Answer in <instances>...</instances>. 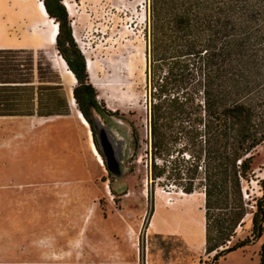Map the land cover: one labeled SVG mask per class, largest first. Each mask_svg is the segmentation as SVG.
I'll return each mask as SVG.
<instances>
[{"label":"rangeland","instance_id":"374dc122","mask_svg":"<svg viewBox=\"0 0 264 264\" xmlns=\"http://www.w3.org/2000/svg\"><path fill=\"white\" fill-rule=\"evenodd\" d=\"M61 2L72 38L92 66L88 80L106 110L98 118L108 142L121 151L123 175H112L99 160L90 125L69 96L68 114L0 117V264H261L264 236L252 239L251 213L233 242L251 241L216 261L215 252H206L202 192L187 197L174 182L148 176L146 66L143 71L136 66L133 77L120 79L115 73L132 56H146V0ZM27 6L35 11L34 0ZM35 13L32 21L40 19ZM48 49L15 53L16 62L24 72L32 58L52 65L49 55L58 47ZM53 67L45 80H65ZM32 79L39 82L37 72ZM133 125L142 138L139 144ZM253 167L243 189L255 210L253 198L263 195L258 180L264 174V144L255 152ZM153 216L155 228L150 227Z\"/></svg>","mask_w":264,"mask_h":264},{"label":"trees","instance_id":"16d2710c","mask_svg":"<svg viewBox=\"0 0 264 264\" xmlns=\"http://www.w3.org/2000/svg\"><path fill=\"white\" fill-rule=\"evenodd\" d=\"M145 3L148 176L166 178L187 193H204L206 252H215L217 261L251 241L233 242L248 214L252 239L264 236V177L258 180L263 195L253 198L255 210L243 189L256 170L255 152L264 144V0ZM44 4L59 22L57 47L78 80L74 96L105 162L89 110L102 116L106 110L88 80L65 6L61 0ZM22 51L0 49V116L68 114L62 81L45 80L54 73L53 63L32 58L24 72L15 58ZM132 136L139 144L136 125ZM260 255L264 264V242Z\"/></svg>","mask_w":264,"mask_h":264},{"label":"bare ground","instance_id":"6f19581e","mask_svg":"<svg viewBox=\"0 0 264 264\" xmlns=\"http://www.w3.org/2000/svg\"><path fill=\"white\" fill-rule=\"evenodd\" d=\"M34 1H35V11H33V9L27 8V14L29 16V14L31 13V18H33V16L36 14L35 12H37L39 17H40V19L36 20V21H32L31 33L28 36V40H29L28 42H30V45H32L34 48L45 49V51H47V49L49 47L52 48V46L57 45V37L59 35V29H58L59 22L55 18H53L48 13L47 10L45 11V9L42 6V0H34ZM39 2H41V3H39ZM70 7H71V10H73L72 6H70ZM71 15L74 16V13H72ZM29 27H28V29H29ZM27 44H29V43H27ZM58 55H59V53L57 51H53L52 56L49 55V58L52 60L53 65L55 66V68L58 71H62V76H64V78H66V79H69V82H70V84L72 86H76L78 84V80H77V78H75L76 76H74V74L69 70V67L66 65V63ZM53 56L56 59L52 58ZM132 59L133 60L129 64L127 63L128 64L126 66L127 68L124 67L122 64L117 65V67L115 69V73L120 79H122L121 77H125L124 74H128L129 77H133L132 75L134 73V69L137 68L136 66H140L142 71H143L144 67L146 66V56H143L142 59H140L139 56L138 57H133L132 56ZM87 68H89V67H87ZM91 69H92V66L89 68V70H91ZM136 73H137V70H136ZM68 96H69L70 100H72L71 102H73V106L76 107L77 103H76V100L73 99V93H72L71 89L68 92ZM80 116L82 117V120H83V122L86 125H90V123L88 122V120L85 118L84 115H82L80 113ZM91 137H92V148H93L95 154L99 157V160L101 162H104V160L102 159L103 157L100 154V152L98 151V149L96 147V144L94 142L93 133H92ZM261 176L264 177V174L261 175ZM181 194L185 195L187 197H190L194 193H187V192L181 191ZM202 195H203V199H202L203 200L202 206H203L204 202H205V195H204L203 192H202ZM184 202L187 203L188 201L185 200ZM178 209H180V208H178ZM201 210H203V207L201 208ZM184 212H185V210H184ZM187 219L189 220V219H192V218H188L187 217ZM156 220H157L156 216H153L152 222L150 224L151 228H155V225H156V222H157ZM202 222H203V220H202ZM199 228H200V226H199ZM202 229H205V224L204 223L202 224ZM201 232H202V230H201ZM204 232H205V230H204ZM201 235H203V234L201 233Z\"/></svg>","mask_w":264,"mask_h":264},{"label":"crops","instance_id":"0c3cea01","mask_svg":"<svg viewBox=\"0 0 264 264\" xmlns=\"http://www.w3.org/2000/svg\"><path fill=\"white\" fill-rule=\"evenodd\" d=\"M27 3L28 0H0V49H36L32 45H30V42H28V36L31 33L32 18L31 13L29 14V16L27 14ZM34 116L46 119L50 118L49 116L46 117L38 115L0 117Z\"/></svg>","mask_w":264,"mask_h":264},{"label":"water","instance_id":"95a60500","mask_svg":"<svg viewBox=\"0 0 264 264\" xmlns=\"http://www.w3.org/2000/svg\"><path fill=\"white\" fill-rule=\"evenodd\" d=\"M39 3H41V2H39ZM42 6H43V8L46 11V7L44 5V0H42ZM50 49H51V47H49L48 51ZM57 51H58V49H57ZM58 56H60L61 59L68 66L65 58L61 55V53ZM53 58L56 59L54 56H53ZM69 70L74 74V72L70 68H69ZM74 76H75V74H74ZM62 84L67 86V88L65 86V90H67V93H66L67 96H68V90L71 89L72 93H73V99L76 100L75 96H74V88L76 86H72L70 84L69 80H67V79L63 80ZM79 111L83 115V113H82V111L80 109H79ZM89 115H90V118H91V122H92V124H93V126H94V128L96 130L97 139H98L100 148L102 150L103 155L105 156V164L107 166V169L109 170V172L112 175H114L116 177H121L123 175L121 151L116 152L113 149L112 145L108 142V135H107L106 129L104 128L103 124L101 123L100 119L98 118V116L100 114L94 108H90ZM90 129L92 130L91 126H90Z\"/></svg>","mask_w":264,"mask_h":264}]
</instances>
